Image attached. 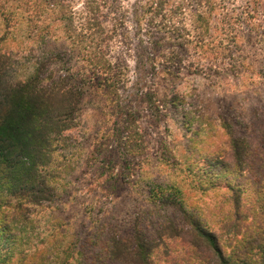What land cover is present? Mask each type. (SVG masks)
Here are the masks:
<instances>
[{"label":"trees","instance_id":"1","mask_svg":"<svg viewBox=\"0 0 264 264\" xmlns=\"http://www.w3.org/2000/svg\"><path fill=\"white\" fill-rule=\"evenodd\" d=\"M107 1L0 0V240L10 243L11 248L29 243L33 213L59 199L63 178L75 169L66 132L75 126L91 75V81L103 89L105 86L112 95L108 110L115 111L120 123L110 135L117 140V153L123 157L116 162L106 158L108 154L102 157L97 179L121 180L126 174L122 171L134 168L125 157L142 154L137 113L115 102L119 79L111 74L105 57L115 29L114 25H104L106 10L110 11ZM74 2L78 4L74 6ZM226 3L146 0V26L158 29L160 37L168 41L164 52L157 51L158 61L164 66L177 65L185 59L178 56L179 50L185 52L182 49L189 45L200 55L197 48L203 44H211L220 61L225 58L230 49L215 40V33L222 32L226 43L237 42V17L226 10ZM252 4L243 0L240 17L259 9ZM173 17H179L178 21ZM19 23L25 24L27 35L38 39L42 47L50 35L46 28L55 24L68 52L84 63L79 78L72 73L77 71L64 66L58 71L50 67L62 64L65 55L53 51H42L31 62L30 74L23 76L25 65L13 50L17 42L12 35ZM152 44L157 47L160 43L153 38ZM141 98L148 111L162 106L153 91ZM164 104L174 108L183 105V95L170 91ZM186 115L182 125L191 124ZM257 126L252 123L247 136L230 132L225 155L203 161L202 178L194 187L202 192L198 196L151 182L146 191L148 204L125 223L97 224L94 234L90 232L79 244L64 245L61 232L50 231L40 248L17 254L18 264H264V128ZM105 144L93 146L96 150L90 156L105 151ZM118 169L122 175L118 172L115 178ZM210 189L222 190L216 206L202 199ZM0 258L1 264H7L11 257L6 254Z\"/></svg>","mask_w":264,"mask_h":264},{"label":"rangeland","instance_id":"2","mask_svg":"<svg viewBox=\"0 0 264 264\" xmlns=\"http://www.w3.org/2000/svg\"><path fill=\"white\" fill-rule=\"evenodd\" d=\"M250 1L252 7L259 6V9L247 17H240L243 0H223L227 2L226 10L237 17L234 22L236 45L234 41H223L222 32L215 33V40L230 49L225 58L220 61L211 44L198 47L200 55L187 45L182 49L185 52L178 51V56L185 59L173 66H164L158 61L157 51L164 52L168 41L165 36L160 37L158 29L149 30L146 26V0L107 1L110 11L106 10L104 25L105 28L114 25L115 29L105 57L111 74L119 79L114 101L137 113L142 154L131 159L125 157L134 168L122 171L126 174L121 180L97 179L102 157L108 154L106 158L114 162L123 158L117 153V140L110 135L119 126L120 118L115 111L108 110V106H112L108 88L104 86V90L87 74L90 79L86 82L75 126L66 132L71 141L67 150L75 169L63 178L64 191L62 187L58 189L62 192L59 199L49 208H37L33 213L35 222L27 233L28 244L17 243L11 248L10 243L0 240V255L11 257L7 264H18L20 252L30 253L40 248L50 231L59 230L64 245L79 244L90 232L94 234L100 224L125 223L133 212L148 204L146 191L151 182L174 186L180 192L198 196L201 191L194 187L202 178L200 166L217 154L225 155L229 133L247 136L252 123L264 128V0ZM76 4L74 2V6ZM178 18L172 20L176 22ZM16 25L12 36L17 48L13 50H17L15 56L25 65L23 76L30 74L31 62L40 57L42 51L64 52L62 64L57 62L50 66L55 71L64 66L77 71L79 74L70 70L79 78L85 70L75 53L66 49V41H62L55 24L46 28L50 35L45 48L38 39L27 35L25 24ZM2 30L0 21V35ZM153 38L161 45L155 47ZM151 91L156 94L155 100L162 104L157 111L146 110L140 102L141 95ZM170 91L183 95V105L174 108L164 104ZM185 112L190 125H182ZM102 142L106 143V150L94 153L96 157L91 159L92 150H96L93 146ZM118 172L119 169L115 178ZM221 195L222 190L210 189L204 192L202 199L216 206ZM1 261L0 258V264Z\"/></svg>","mask_w":264,"mask_h":264}]
</instances>
